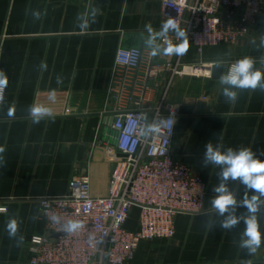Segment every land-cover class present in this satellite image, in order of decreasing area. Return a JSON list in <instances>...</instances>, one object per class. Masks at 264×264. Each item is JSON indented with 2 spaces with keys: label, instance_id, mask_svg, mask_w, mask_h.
I'll list each match as a JSON object with an SVG mask.
<instances>
[{
  "label": "crops",
  "instance_id": "1",
  "mask_svg": "<svg viewBox=\"0 0 264 264\" xmlns=\"http://www.w3.org/2000/svg\"><path fill=\"white\" fill-rule=\"evenodd\" d=\"M165 21L161 0H0V71L7 77L0 104V204L7 207L0 212V264H30L33 235L49 234L39 198L65 195L76 176L90 177L94 195L107 194L116 138L108 87L117 50L140 47L149 55L145 26L159 31ZM262 38L264 18L237 45L202 55L190 49L187 61H223V67L210 68V76L177 77L169 95L178 106L175 156L207 182L208 209L179 215L171 239L141 240L134 264H264V242L250 255L240 247L243 222L226 230L222 217L210 212L220 168L202 167L209 141L225 150L251 148L264 160V90H237L232 103L218 82L245 56L264 71ZM151 85L156 101L164 80ZM53 91L55 102L48 100ZM34 104L51 107L53 115L34 123L28 111ZM228 187L238 201L244 197L239 181H229ZM256 215L264 233V207ZM138 216L133 207L126 227L137 228ZM13 218L18 232L10 238L6 225ZM210 218L216 221L211 228Z\"/></svg>",
  "mask_w": 264,
  "mask_h": 264
},
{
  "label": "built area",
  "instance_id": "2",
  "mask_svg": "<svg viewBox=\"0 0 264 264\" xmlns=\"http://www.w3.org/2000/svg\"><path fill=\"white\" fill-rule=\"evenodd\" d=\"M161 4L166 20L172 19L185 32L187 52L159 59L140 47L117 50L108 87L116 138L107 194L94 195L90 177L76 176L65 195L39 198L49 234L33 235L28 244L30 264H134L141 240L171 239L179 215L208 209L207 182L174 153L178 106L169 100L170 91L177 77L205 76L214 65L187 61L190 49L202 55L210 48L237 45L264 18V0H161ZM169 38L180 43L172 33ZM161 78L164 85L155 101L151 82L158 84ZM6 94L7 85L0 88V104ZM142 115L161 125L158 135L147 140L137 135ZM133 207L139 208L137 228L129 229ZM6 210L0 204V212ZM53 214L62 222L78 219L84 228L68 235L51 222Z\"/></svg>",
  "mask_w": 264,
  "mask_h": 264
},
{
  "label": "clouds",
  "instance_id": "3",
  "mask_svg": "<svg viewBox=\"0 0 264 264\" xmlns=\"http://www.w3.org/2000/svg\"><path fill=\"white\" fill-rule=\"evenodd\" d=\"M37 18L39 14L35 13ZM148 33L144 40L145 46L150 49V55L170 56L183 55L188 50V38L179 25L172 19L166 20L160 27L159 31H155L151 24L145 26ZM175 35L180 43L175 44L169 38V33ZM264 43V38L261 40ZM256 61L249 56H245L232 63L226 72L219 76V84L222 88V94L227 101L234 103L238 98L237 90H256L260 88L264 90V71L255 68ZM260 64L264 66V58H261ZM46 67V65H41ZM214 67H223V61L214 62ZM210 76V73L208 74ZM7 85V77L3 71H0V88ZM3 97L0 96V100ZM56 94L51 92L48 100L55 102ZM29 115L34 123H39L45 117H51L53 111L51 107L44 104H34L28 109ZM12 115V112H9ZM143 123L137 129V135L147 140L161 132V125L155 121L148 122L146 116H141ZM2 151V150H0ZM208 165L220 168L218 178L220 183L212 188L215 196L210 199V212L222 217L220 226L226 230H231L238 226L241 222L245 225L241 236L240 247L247 249L250 255H254L264 242V233L260 231L257 213L261 207H264V160L258 158L251 148L241 147L234 150L231 147L224 149L223 144L214 145L211 141L205 144L202 167ZM229 181H239L245 186V195L241 200H237L235 193L228 187ZM251 191L253 194L249 196L247 193ZM245 209L240 212L239 209ZM53 224L60 225V231L72 235L84 228V224L78 219H67L63 222L61 218L53 214L49 217ZM208 226L211 228L216 221L208 220ZM6 230L10 238H15L18 232V221L13 218L7 222ZM23 240V237H20ZM94 242V237H89V243ZM247 264H251L248 261Z\"/></svg>",
  "mask_w": 264,
  "mask_h": 264
}]
</instances>
